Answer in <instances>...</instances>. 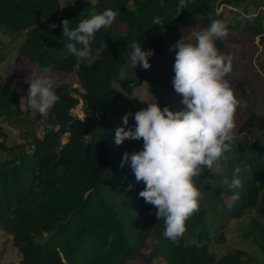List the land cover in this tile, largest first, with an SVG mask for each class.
I'll use <instances>...</instances> for the list:
<instances>
[{
	"label": "trees",
	"instance_id": "1",
	"mask_svg": "<svg viewBox=\"0 0 264 264\" xmlns=\"http://www.w3.org/2000/svg\"><path fill=\"white\" fill-rule=\"evenodd\" d=\"M76 1L74 10L61 0H0V30L23 36L18 58L38 66V77L46 67L51 69L48 75L75 73L82 87L73 90L66 83H55L60 100L47 113L54 127L34 138L29 151L0 161V226L12 235L21 257L19 264H216L212 245L223 242L225 235L208 216L224 222L237 220L257 206L264 192V116L262 130L254 132L251 140L235 135L231 151L225 153L227 159L215 166L214 174L205 170L194 178L201 192L200 208L187 220L177 243L164 237L165 225L155 215L157 209L139 197L145 185L136 181L130 157L143 148V142L125 139L117 145L115 131L134 128L135 113L142 109L134 90L143 83L161 108L183 110L160 66L151 64L164 54L166 41L172 48L183 37L182 29L189 28L197 17L201 19L199 30L220 20L228 31L263 37L264 0H253L254 16L243 11L230 21L226 13L231 11L218 12L217 5L237 7L248 0H186L187 7L179 14V0ZM109 8L118 13L115 20L125 23L127 32L102 28L88 48L100 50L102 55L90 62L78 60L64 46L68 41L62 37L60 22L68 19L72 29L91 14ZM156 17L161 18L160 25L153 24ZM133 41L145 50L154 49L151 66L145 70L130 65L134 75L120 79L121 69L130 64L127 45ZM215 43L223 49L222 39ZM172 49L176 54L178 48ZM80 99L83 119L71 112ZM21 104L17 89L10 88L0 74V118L10 121L21 115ZM129 112L128 125H124L122 117ZM255 119V112H250L249 128L254 131ZM8 135L0 123L2 148ZM126 152L129 160L121 167ZM236 168L242 187L233 190L223 180L231 181ZM225 226L223 223L222 228ZM110 235L115 237L111 243ZM257 239L264 256L261 229ZM248 259L236 251L226 253L221 261L251 264Z\"/></svg>",
	"mask_w": 264,
	"mask_h": 264
},
{
	"label": "clouds",
	"instance_id": "2",
	"mask_svg": "<svg viewBox=\"0 0 264 264\" xmlns=\"http://www.w3.org/2000/svg\"><path fill=\"white\" fill-rule=\"evenodd\" d=\"M186 7V0H179L177 13ZM117 14L111 8L93 13L72 29L69 20L63 19L62 37L68 41L64 45L68 52L78 60L87 58L96 33L110 27ZM161 23L160 17L154 18L153 24ZM227 35L226 25L212 20L207 28L182 37L172 46L178 48L172 83L174 91L182 97L183 110L147 103L146 108L135 113L134 128L118 127L115 131L117 145L125 139L143 141V148L131 154L130 167L136 181L145 185L139 197L157 209L155 215L165 225L163 235L172 243L179 241L186 231L187 220L199 211L201 192L194 178L205 170L214 174L215 166L227 159L225 153L231 151L234 142L235 114L241 102L226 79L232 71L233 58L220 53L215 43ZM127 47L131 49V67L150 68L149 57L154 55V49L145 50L135 41ZM43 71L44 75L30 82L27 93L28 108L41 116L60 100L55 81L48 75L51 69L46 67ZM119 75L120 79L126 78L124 69ZM129 115L130 112L122 117L124 125H128ZM128 160L126 152L121 167ZM239 172L236 168L231 181L225 177L223 183L233 190L242 187ZM113 239L110 235L108 242Z\"/></svg>",
	"mask_w": 264,
	"mask_h": 264
},
{
	"label": "rangeland",
	"instance_id": "3",
	"mask_svg": "<svg viewBox=\"0 0 264 264\" xmlns=\"http://www.w3.org/2000/svg\"><path fill=\"white\" fill-rule=\"evenodd\" d=\"M96 3L97 0H89ZM63 6H71L76 9V0H61ZM256 2L248 0L242 5L225 6L217 5L218 12L224 9L227 21L238 19L243 11L249 12L254 16L257 12ZM130 7H134L130 3ZM241 12V13H239ZM253 18V17H252ZM200 17L194 19L189 28L182 29V36L188 37L192 32L200 31ZM226 21V22H227ZM116 33L124 34L127 32V25L121 21L115 20L110 26ZM23 40L21 34H13L8 30H0V74L4 77L5 82L10 88H16L21 101L23 113L16 118L7 121L0 118V123L5 126L9 133L5 148L0 145V161L6 162L13 157L14 153L19 154L21 151H29L34 138L41 137L47 130L54 127V123L49 121L46 115L41 116L37 111L28 108L27 93L30 82L37 78L38 66H33L27 59H19L17 47ZM223 49L220 53L231 55L233 58L232 71L226 76L230 86L232 87L236 98L241 102L237 107L235 114V135L242 136L244 140H251L252 134L261 131L263 128L262 118L264 116V36H254L253 34H239L237 32L228 31V35L222 39ZM193 42H195L193 40ZM169 41H166L164 54L158 56L151 64L160 66L162 75L166 82L171 86L170 92L177 100L178 104L185 107L181 101L182 97L174 91L172 77L175 75L174 62L176 54L173 53ZM87 58L81 60L90 62L96 60L102 55V51H94L88 49ZM127 77H132L133 70L130 64L124 68ZM55 83H66L73 90H81L77 75L74 73L54 72L49 74ZM119 87L118 85H116ZM134 98L139 101L143 108L148 106L147 103L157 102V98L148 90L146 83H143L134 90ZM23 99V100H22ZM83 101L80 99L79 104L73 109L76 116H84L82 109ZM254 111L256 114L255 131L249 128L250 121L248 115ZM40 116V117H39ZM68 135H64L62 143L67 142ZM141 142H143L141 140ZM1 144V139H0ZM12 148L11 150H6ZM209 219L214 222L217 230H223L225 240L223 242H214L212 250L216 256V264H226L221 261L222 257L228 252L242 251L246 258V262L251 264H264V256L262 255L257 236L260 229L264 231V192L256 207L248 208L243 216L237 220L221 221L214 215H209ZM226 226L222 228V224ZM47 236V233L44 234ZM21 257L19 255L16 243L12 235L0 226V264H19ZM129 264H140V261H131Z\"/></svg>",
	"mask_w": 264,
	"mask_h": 264
},
{
	"label": "built area",
	"instance_id": "4",
	"mask_svg": "<svg viewBox=\"0 0 264 264\" xmlns=\"http://www.w3.org/2000/svg\"><path fill=\"white\" fill-rule=\"evenodd\" d=\"M73 109H74V108H73ZM73 109L71 110L72 114H74V113H73ZM77 117L83 119L84 116L79 115V116H77Z\"/></svg>",
	"mask_w": 264,
	"mask_h": 264
}]
</instances>
